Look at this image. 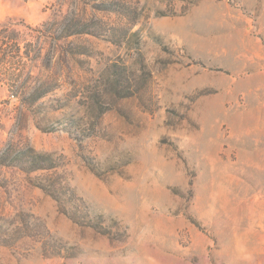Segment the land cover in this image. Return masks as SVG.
<instances>
[{
  "label": "rangeland",
  "instance_id": "1",
  "mask_svg": "<svg viewBox=\"0 0 264 264\" xmlns=\"http://www.w3.org/2000/svg\"><path fill=\"white\" fill-rule=\"evenodd\" d=\"M8 148L0 264H264V0H0Z\"/></svg>",
  "mask_w": 264,
  "mask_h": 264
},
{
  "label": "trees",
  "instance_id": "2",
  "mask_svg": "<svg viewBox=\"0 0 264 264\" xmlns=\"http://www.w3.org/2000/svg\"><path fill=\"white\" fill-rule=\"evenodd\" d=\"M87 1V0H83ZM102 7V6H100ZM108 7V8H106ZM121 3H110L103 7L101 10L103 11H114V12H121ZM59 28L62 31V33H65L66 35L64 37L72 36V31H77L76 33L81 34H99L101 31H107L106 27L102 25L100 22H94L92 24V28H90L89 24L79 17H76L73 12H67L66 15L62 16L61 21L58 22ZM99 36V35H98ZM44 90V93H41V91ZM50 90H46L45 84L40 85L39 87L35 88L32 92V96L34 97L32 102L31 100H24L26 104L31 105L35 103L36 99L44 97L46 92H49ZM50 158L43 155H38L34 150H24L17 152L16 149L8 148L5 153L0 155V165L7 166V167H18L24 170L25 172H34L38 170H44L47 169L50 164Z\"/></svg>",
  "mask_w": 264,
  "mask_h": 264
}]
</instances>
